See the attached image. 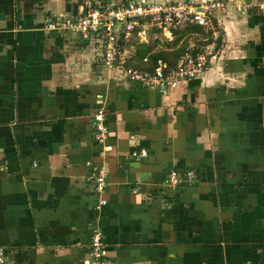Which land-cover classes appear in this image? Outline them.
Segmentation results:
<instances>
[{"label": "crops", "instance_id": "1", "mask_svg": "<svg viewBox=\"0 0 264 264\" xmlns=\"http://www.w3.org/2000/svg\"><path fill=\"white\" fill-rule=\"evenodd\" d=\"M21 1L0 0V246L9 264L80 263L92 226L106 258L125 264H264V0H239L254 5L237 17L244 27L212 19L225 49L252 36L249 64L241 51L233 67L216 52L200 77L173 89L103 69L93 38L44 29L77 18L78 0ZM187 30L137 28L124 66L144 71L159 54L156 66L174 67L208 40L197 46L208 29ZM98 111L103 144L92 134ZM140 149L145 157L131 155ZM170 171L194 177L172 188Z\"/></svg>", "mask_w": 264, "mask_h": 264}, {"label": "built area", "instance_id": "2", "mask_svg": "<svg viewBox=\"0 0 264 264\" xmlns=\"http://www.w3.org/2000/svg\"><path fill=\"white\" fill-rule=\"evenodd\" d=\"M81 14L75 19L50 20L45 28L48 31H67L81 39L93 38L101 49V65L105 70H122L131 82L173 89L178 84L200 77L216 54L215 43L206 44L195 54H187L174 67L158 62L151 70L141 71L124 66L122 58L123 44L132 38L134 31L149 27L166 32H175L188 25H197L203 29H212V19L223 14L228 4L223 0L169 1V0H110L102 4L101 0H81ZM147 59H144L146 62ZM93 139L103 144L108 135L103 113L94 114L92 123ZM144 149L133 152V157H145ZM194 177L192 171H186L183 178L176 171H170L166 178L168 187H176L183 180ZM93 190L101 194L107 185V174L98 169L93 174ZM100 200L96 209L105 205ZM0 264H9L4 249L0 246ZM77 264H125L106 258L102 234L97 226L90 228L88 258Z\"/></svg>", "mask_w": 264, "mask_h": 264}, {"label": "rangeland", "instance_id": "3", "mask_svg": "<svg viewBox=\"0 0 264 264\" xmlns=\"http://www.w3.org/2000/svg\"><path fill=\"white\" fill-rule=\"evenodd\" d=\"M79 2H81V0H78ZM107 1H110V0H101V3L102 4H106L107 3ZM119 1V0H118ZM169 1H171V0H169ZM173 1H178V0H173ZM195 1H200V0H195ZM25 1L24 0H22L20 3L21 4H23ZM223 2L224 3H227V4H229L230 5V3H231V5H233V6H231V7H229V9H228V12L230 11V14H229V16H227V14L225 13V12H227V10L223 13V14H225V16L223 15L222 17L224 18V19H229V20H231V22H232V24H233V26L235 25V22H233V21H239V23H240V25L242 26L245 22H241V20H238V18L237 17H239V16H242V17H247V13L249 12V11H251L252 10V7L254 6V5H252V4H247L246 5V3H243V1H239V0H223ZM247 2H249V1H247ZM20 4V5H21ZM263 7L264 6H262V8H261V10L263 11L264 9H263ZM41 8H43V7H41ZM227 12V13H228ZM32 14H38V12L36 13V12H32ZM223 18H220V20L221 21H223L224 19ZM47 24V23H46ZM244 26H246V24H244L243 25V27ZM211 30V29H210ZM209 31V30H208ZM208 31H206V33L208 32ZM212 31L214 32V35H216V36H214L213 35V37H217V40H219V41H216V45L217 46H219V49H218V51H217V49H216V51L217 52H219V53H221L222 51H226L225 52V56H227L228 55V57H230V58H227L228 60H229V64H228V66H230V67H233V65H230V64H232L233 62H232V60H234V59H231V57L233 56V54H239V51H241L242 52V56H244V58L242 59V60H239V61H241V63L242 64H240L241 66L243 65V63H247V64H249L250 63V59L247 57V52H249V51H247L246 52V50H248V45H249V43H251V42H253V38H252V36H249V37H247L248 35L245 33V35H246V37H240L238 40H237V42H236V44L234 45V43H233V47H231V48H228V49H225V44H227V42H226V39H224V30H223V24L220 22L219 24H217V25H215V27H213L212 26ZM229 34H235L237 31H235L234 29L233 30H230L229 29ZM61 32H66V33H69V32H67V31H61ZM216 32V33H215ZM206 33L205 32H202V36L200 37V39L197 37V36H195L196 37V39H199V40H201L202 38H203V36H204V38H205V36H206ZM261 33V32H260ZM240 34H242V32L240 33ZM208 36H209V34H207ZM188 37H191V36H188ZM193 37V36H192ZM226 38V37H225ZM247 39H248V41H247ZM199 40H196L195 41V45H197V46H199L200 44H201V42H203V40H201V41H199ZM225 40V41H224ZM199 41V42H198ZM231 43V42H230ZM228 44H229V42H228ZM232 44V43H231ZM202 45V44H201ZM206 45V44H205ZM204 46V45H203ZM245 53V54H244ZM222 54V53H221ZM244 54V55H243ZM218 56H220V55H218ZM244 65H246V64H244ZM248 66H250V65H248ZM245 67H247V66H245ZM235 93V92H234ZM236 94V93H235ZM237 95V94H236ZM101 232V231H100Z\"/></svg>", "mask_w": 264, "mask_h": 264}, {"label": "trees", "instance_id": "4", "mask_svg": "<svg viewBox=\"0 0 264 264\" xmlns=\"http://www.w3.org/2000/svg\"><path fill=\"white\" fill-rule=\"evenodd\" d=\"M35 2H40L41 0H34ZM213 24H215L214 23V20H213ZM189 27V28H188ZM182 29H184V30H187V31H191V32H195V31H201L202 32V30H201V27H199V26H197V25H188V26H185V27H183ZM211 32L212 31H208L207 33H206V35L207 34H209V37L211 36ZM175 33H176V31H175ZM208 37V40L206 41V42H204L205 44H207V43H210L211 42V38H209ZM184 51H183V49L182 48H180L179 50H177L176 51V53H177V55L178 54H181V53H183ZM163 59V57L162 56H160L159 54H157V55H154V56H152L150 59H151V63H148V65L147 66H145V67H143V70L145 71V70H149V69H153L155 66H156V60L157 59Z\"/></svg>", "mask_w": 264, "mask_h": 264}, {"label": "bare ground", "instance_id": "5", "mask_svg": "<svg viewBox=\"0 0 264 264\" xmlns=\"http://www.w3.org/2000/svg\"><path fill=\"white\" fill-rule=\"evenodd\" d=\"M212 43V42H211ZM207 44H210V43H207ZM216 45V44H215ZM217 49V48H216Z\"/></svg>", "mask_w": 264, "mask_h": 264}]
</instances>
